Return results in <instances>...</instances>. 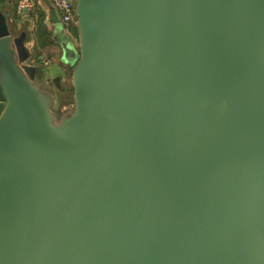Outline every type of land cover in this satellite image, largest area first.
<instances>
[{
	"label": "water",
	"instance_id": "1",
	"mask_svg": "<svg viewBox=\"0 0 264 264\" xmlns=\"http://www.w3.org/2000/svg\"><path fill=\"white\" fill-rule=\"evenodd\" d=\"M75 20L57 120L0 9V264H264V0Z\"/></svg>",
	"mask_w": 264,
	"mask_h": 264
},
{
	"label": "crops",
	"instance_id": "2",
	"mask_svg": "<svg viewBox=\"0 0 264 264\" xmlns=\"http://www.w3.org/2000/svg\"><path fill=\"white\" fill-rule=\"evenodd\" d=\"M19 0H0V9L6 15L14 33L28 32L27 42L32 51L31 62L40 70L35 84L55 97L71 84L72 64L62 58L63 50L56 41L58 31L66 33L75 42V37L61 24L51 0H33L30 10H17ZM58 18L57 22L55 19ZM59 26V27H58Z\"/></svg>",
	"mask_w": 264,
	"mask_h": 264
},
{
	"label": "built area",
	"instance_id": "3",
	"mask_svg": "<svg viewBox=\"0 0 264 264\" xmlns=\"http://www.w3.org/2000/svg\"><path fill=\"white\" fill-rule=\"evenodd\" d=\"M52 5L59 15V19L64 28L70 33V26H76L75 20V0H51ZM33 0H19L17 10L32 9Z\"/></svg>",
	"mask_w": 264,
	"mask_h": 264
},
{
	"label": "rangeland",
	"instance_id": "4",
	"mask_svg": "<svg viewBox=\"0 0 264 264\" xmlns=\"http://www.w3.org/2000/svg\"><path fill=\"white\" fill-rule=\"evenodd\" d=\"M59 27V26H58ZM59 40L62 39L61 30L56 34ZM73 108V89L72 85L69 84L64 88L63 91H58L53 97V102L51 105L52 111L56 114V119L58 120L63 114L69 113Z\"/></svg>",
	"mask_w": 264,
	"mask_h": 264
},
{
	"label": "trees",
	"instance_id": "5",
	"mask_svg": "<svg viewBox=\"0 0 264 264\" xmlns=\"http://www.w3.org/2000/svg\"><path fill=\"white\" fill-rule=\"evenodd\" d=\"M70 33L76 38L77 37V27L76 26H70Z\"/></svg>",
	"mask_w": 264,
	"mask_h": 264
}]
</instances>
